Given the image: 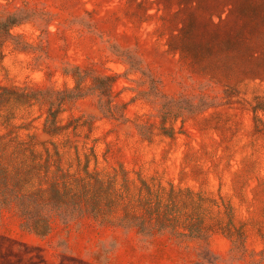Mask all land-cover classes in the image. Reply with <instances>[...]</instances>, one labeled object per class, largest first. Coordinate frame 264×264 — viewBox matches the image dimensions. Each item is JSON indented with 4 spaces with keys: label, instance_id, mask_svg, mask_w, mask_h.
Here are the masks:
<instances>
[{
    "label": "rangeland",
    "instance_id": "rangeland-1",
    "mask_svg": "<svg viewBox=\"0 0 264 264\" xmlns=\"http://www.w3.org/2000/svg\"><path fill=\"white\" fill-rule=\"evenodd\" d=\"M255 2L246 15L238 1L213 9L196 0H0V22L13 24L0 28V88L39 96L72 90L75 67L86 75V95L59 105L63 134L42 133L49 105L41 97L28 104L12 95L0 101V135L55 143L71 170L77 150L82 164L89 156V170L118 180L123 168L136 185L188 188L215 201L206 215L232 224L234 234L143 238L85 217L55 221L40 237L14 209H2L0 264H264V111L256 109L264 108V79L234 84L224 68L251 56L264 68V0ZM191 20L234 32L236 51L198 59L171 51L170 36ZM106 76L108 91H85Z\"/></svg>",
    "mask_w": 264,
    "mask_h": 264
},
{
    "label": "trees",
    "instance_id": "trees-1",
    "mask_svg": "<svg viewBox=\"0 0 264 264\" xmlns=\"http://www.w3.org/2000/svg\"><path fill=\"white\" fill-rule=\"evenodd\" d=\"M207 1L196 0V8L222 9L227 4L235 6L238 1L242 12L249 15L256 7L255 0H214L212 5ZM10 26L13 24L8 26L0 22V28L5 31ZM170 40L171 51L192 59L200 58L201 52L214 49L233 54L240 42L234 32L221 34L204 23L197 26L194 20L189 21L187 29L184 26L178 35H171ZM250 59L254 62L241 66L224 64L226 79L234 84L256 79L263 81L264 68L258 63V57L251 56ZM72 77L75 81L72 90H41L39 96H35V92L29 93L27 89L0 88V101L14 95L17 101L29 104L41 97L49 105L41 131L56 138L67 130L58 123L59 105L65 99L86 95L81 86L86 75L75 67ZM112 79L110 76L94 78L92 87L85 91L101 90L102 94L108 91ZM256 109L264 111L261 106ZM27 140L18 141L10 132L0 135V211L14 209L22 219V227L40 237L49 234L55 221L68 224L85 217L134 230L143 238L168 233L176 238L207 240L218 231L229 239L234 236L232 224L222 226L220 220L206 215L218 204L188 188L181 189L172 184L166 188L153 179H139L136 185L123 168L118 180L116 173L89 170V156H84L82 164L77 150V166L71 170V164L63 166L64 153L57 144L51 143V147L48 141L35 144V135H27Z\"/></svg>",
    "mask_w": 264,
    "mask_h": 264
}]
</instances>
